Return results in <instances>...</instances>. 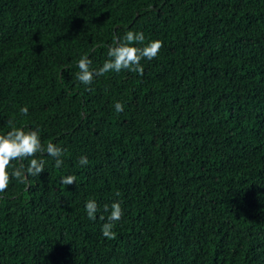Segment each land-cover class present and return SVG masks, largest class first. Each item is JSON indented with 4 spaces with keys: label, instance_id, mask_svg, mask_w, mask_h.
Returning a JSON list of instances; mask_svg holds the SVG:
<instances>
[{
    "label": "trees",
    "instance_id": "16d2710c",
    "mask_svg": "<svg viewBox=\"0 0 264 264\" xmlns=\"http://www.w3.org/2000/svg\"><path fill=\"white\" fill-rule=\"evenodd\" d=\"M129 28L162 41L142 73L75 81ZM10 120L66 151L0 193V264H264V0H0V132Z\"/></svg>",
    "mask_w": 264,
    "mask_h": 264
},
{
    "label": "clouds",
    "instance_id": "9594fccd",
    "mask_svg": "<svg viewBox=\"0 0 264 264\" xmlns=\"http://www.w3.org/2000/svg\"><path fill=\"white\" fill-rule=\"evenodd\" d=\"M114 44L107 45L106 58L98 66H92L90 55L81 54L76 60L74 73L75 81L83 85L86 89L92 85L95 79L104 76L106 73H120L122 70L143 72L141 60H152L162 47L159 39H147L140 30L131 28L124 31L122 35L113 33ZM112 107L116 113L124 109V105L119 100H115ZM18 113L28 116L29 108L20 105ZM7 131L0 132V193H4L9 186L11 179H18L21 183L30 177H39L45 169V160L36 155H47L53 160V167L59 169L63 165V154L66 151L59 144L51 140L42 144L39 126L31 127L26 125H14L9 121ZM27 160V164L23 163ZM15 162L18 166H11ZM80 166L88 165V157L80 155L77 158ZM75 175L66 174L60 177V182L64 185L75 182ZM119 195V193H117ZM84 214L89 220H96L100 211L96 199H87L83 205ZM103 211L107 212V217L100 226V233L103 237L113 239L116 236L114 231L115 222L120 220L123 210L119 200H113L110 204L103 205Z\"/></svg>",
    "mask_w": 264,
    "mask_h": 264
}]
</instances>
